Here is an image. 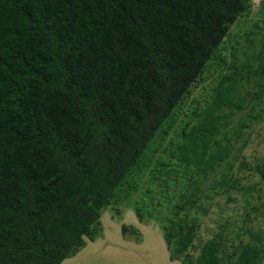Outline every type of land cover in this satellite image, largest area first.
Listing matches in <instances>:
<instances>
[{
	"label": "trees",
	"instance_id": "1",
	"mask_svg": "<svg viewBox=\"0 0 264 264\" xmlns=\"http://www.w3.org/2000/svg\"><path fill=\"white\" fill-rule=\"evenodd\" d=\"M250 2L0 0V264H61L99 236L100 210ZM228 99L182 133L178 162L210 177L213 198L241 201L246 224L264 160L234 161ZM195 195L164 229L174 255L193 249L198 220L179 212L206 211ZM229 223L184 264H264V231L230 235Z\"/></svg>",
	"mask_w": 264,
	"mask_h": 264
},
{
	"label": "rangeland",
	"instance_id": "2",
	"mask_svg": "<svg viewBox=\"0 0 264 264\" xmlns=\"http://www.w3.org/2000/svg\"><path fill=\"white\" fill-rule=\"evenodd\" d=\"M218 94L227 95L233 105L232 112L222 111L228 116L222 140H232L234 161L264 160V0H251L249 10L229 27L201 76L100 210L99 236L93 241L85 238L84 246L61 264H184L195 258L198 252L193 249L209 240L227 218L230 225L239 222L228 230L230 235H242L250 229L264 231V181L254 180L260 211L256 219L251 215L245 224L236 218L241 201L232 204L222 195L213 198L210 177L201 181L194 166L178 162L182 133L188 132ZM199 187L206 211L198 213L194 208L179 212L186 214L188 221L198 220L193 249L174 255L165 242L164 229L177 211L180 197L185 201L196 198Z\"/></svg>",
	"mask_w": 264,
	"mask_h": 264
}]
</instances>
